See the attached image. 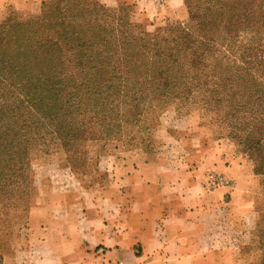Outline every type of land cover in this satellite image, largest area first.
<instances>
[{
  "label": "trees",
  "instance_id": "1",
  "mask_svg": "<svg viewBox=\"0 0 264 264\" xmlns=\"http://www.w3.org/2000/svg\"><path fill=\"white\" fill-rule=\"evenodd\" d=\"M62 3H49L38 21L0 26V185L5 171L6 185H22L29 144L43 139L42 131L71 141L88 136L83 129L88 126L102 130L96 138L114 137L121 122L137 121L140 110L171 97L177 105L201 100L210 110L223 112L236 133L247 130L242 139L254 173H260L263 77L250 76L247 48L239 54L241 64H235L231 48L221 49L214 41L223 33L235 36L234 22L264 23L262 0L259 11L250 14L227 13V7L239 9L240 0H226L219 13L214 5L197 8L186 24L151 36L135 33L122 6L109 10L80 0ZM98 11L104 15L101 22ZM261 46H256L257 56ZM258 60L264 72V57ZM88 133L95 138L94 130ZM24 182L25 187L32 184ZM15 196L27 201L22 194Z\"/></svg>",
  "mask_w": 264,
  "mask_h": 264
},
{
  "label": "rangeland",
  "instance_id": "2",
  "mask_svg": "<svg viewBox=\"0 0 264 264\" xmlns=\"http://www.w3.org/2000/svg\"><path fill=\"white\" fill-rule=\"evenodd\" d=\"M52 1L58 0H18L0 3V26L3 23L13 25L19 21H38L45 15V10L49 11L48 5ZM80 1L99 3L109 10L124 7L125 19L130 20L134 26L133 30L139 36L159 34L171 25L186 24L190 14L194 15L197 8L203 11L206 7L214 5L218 13L226 9L221 8L226 0H181V8L168 15L161 9L164 0ZM237 1L231 0V3ZM240 1L239 9L235 6L233 9L227 7V13L241 15L243 12L250 14L259 11L261 0ZM62 2L64 4L69 0ZM262 2L264 7V0ZM102 19L104 15L98 11V20L101 22ZM225 24L226 21L220 24V30ZM230 26L236 31L235 36L233 33H223L216 37L214 43L221 49L228 45L231 48L229 56L232 60L236 59L235 64H241L239 54L243 48H247L248 56L244 60L247 62L250 76L261 75L264 80V72H260L262 65H259L258 60L264 57V23L256 26L248 20L242 21V24L234 22ZM258 45H262V53L257 56ZM176 102L172 97L165 102L153 101L152 105L139 111L137 121L121 122L119 129H115L120 131L110 138H96L97 134H102V130L88 126L83 128L88 136L71 141L52 137L47 130L42 131L44 138L38 140L37 144H29V170L21 177L22 185L10 187L6 185V179L9 177L7 171L2 175L1 180L4 182L0 185V263L4 252L23 246L28 241L31 233L30 218L38 216L35 208L40 202L46 206V203L52 205L59 200H78V196L80 200H89L91 196L96 198L100 191L98 188L110 183L108 174L117 164L121 166L124 161L145 156L157 159L156 157L163 154L174 159L171 162L173 165L181 166L187 162V158L188 164L195 167L207 157L219 158L221 162L239 157L251 163L255 175V181L250 187L252 209L241 217L246 230L251 233V240L245 243L241 250L246 263H263L264 168L259 174L254 173V162L242 139L247 130L236 133L232 128V121L227 120L225 115L223 117V112L210 110L201 105V100L192 98L181 105L175 104ZM91 130H94L95 138L94 133H88ZM181 159L183 160L180 161ZM217 175L222 176L227 183L215 182L214 176ZM205 177L209 187L230 185L229 178L213 166L208 167ZM25 179L32 184L25 187ZM15 193L22 194L27 201L19 202Z\"/></svg>",
  "mask_w": 264,
  "mask_h": 264
},
{
  "label": "crops",
  "instance_id": "3",
  "mask_svg": "<svg viewBox=\"0 0 264 264\" xmlns=\"http://www.w3.org/2000/svg\"><path fill=\"white\" fill-rule=\"evenodd\" d=\"M180 8L181 0L161 6L168 15ZM156 158L117 164L96 198L40 202L28 241L4 252L0 264H248L241 249L251 233L241 217L252 209L251 163L207 157L193 167L188 158L182 166L166 154ZM209 166L230 185L207 186Z\"/></svg>",
  "mask_w": 264,
  "mask_h": 264
},
{
  "label": "built area",
  "instance_id": "4",
  "mask_svg": "<svg viewBox=\"0 0 264 264\" xmlns=\"http://www.w3.org/2000/svg\"><path fill=\"white\" fill-rule=\"evenodd\" d=\"M214 177H216L215 182L227 183V181L224 180V178L220 175H217ZM95 264H124V263L118 259H101L100 261L96 262Z\"/></svg>",
  "mask_w": 264,
  "mask_h": 264
}]
</instances>
